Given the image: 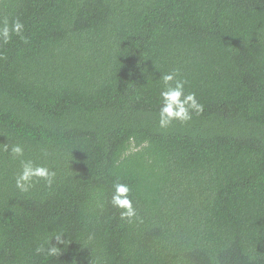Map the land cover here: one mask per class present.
<instances>
[{"label":"trees","instance_id":"trees-1","mask_svg":"<svg viewBox=\"0 0 264 264\" xmlns=\"http://www.w3.org/2000/svg\"><path fill=\"white\" fill-rule=\"evenodd\" d=\"M5 20L24 38L0 42V264H264V0H0ZM173 69L204 111L161 129ZM7 136L50 153L53 190L16 194Z\"/></svg>","mask_w":264,"mask_h":264},{"label":"clouds","instance_id":"clouds-1","mask_svg":"<svg viewBox=\"0 0 264 264\" xmlns=\"http://www.w3.org/2000/svg\"><path fill=\"white\" fill-rule=\"evenodd\" d=\"M24 24L20 20H13L11 24L7 20L0 26V42L7 44L13 35L22 39ZM157 67V66H156ZM158 68V67H157ZM159 69V68H158ZM159 76V108L158 124L161 129H167L174 122L186 124L192 121L193 116H199L204 111V105L198 100L195 92L186 91L187 80L182 77L179 69L161 72ZM8 137V136H7ZM9 142L2 144L3 151L9 153L12 161L18 163L13 172L12 179L18 196L30 194L37 185L43 182L48 190H53L57 184V169L47 162L50 153L42 150L41 162L26 156V146L8 137ZM109 203L115 209L120 210V219L131 224L141 220L135 204V196L132 187L120 180L111 185ZM66 232L61 229L54 231L43 243L35 248V253L47 257H58L63 249L58 245H66ZM55 240V244L52 241Z\"/></svg>","mask_w":264,"mask_h":264}]
</instances>
